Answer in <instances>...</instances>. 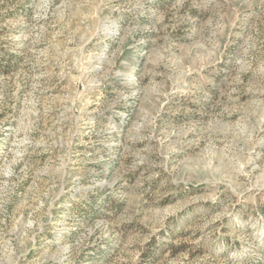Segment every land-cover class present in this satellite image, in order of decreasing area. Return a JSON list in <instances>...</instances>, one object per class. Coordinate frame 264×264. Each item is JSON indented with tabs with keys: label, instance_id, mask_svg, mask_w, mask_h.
<instances>
[{
	"label": "rangeland",
	"instance_id": "obj_1",
	"mask_svg": "<svg viewBox=\"0 0 264 264\" xmlns=\"http://www.w3.org/2000/svg\"><path fill=\"white\" fill-rule=\"evenodd\" d=\"M0 264H264V0H0Z\"/></svg>",
	"mask_w": 264,
	"mask_h": 264
}]
</instances>
